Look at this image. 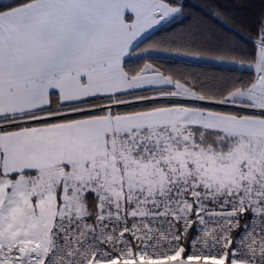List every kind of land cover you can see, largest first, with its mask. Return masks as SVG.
Wrapping results in <instances>:
<instances>
[{"label": "snow or ice", "instance_id": "1", "mask_svg": "<svg viewBox=\"0 0 264 264\" xmlns=\"http://www.w3.org/2000/svg\"><path fill=\"white\" fill-rule=\"evenodd\" d=\"M0 0V264H264V0Z\"/></svg>", "mask_w": 264, "mask_h": 264}, {"label": "trees", "instance_id": "2", "mask_svg": "<svg viewBox=\"0 0 264 264\" xmlns=\"http://www.w3.org/2000/svg\"><path fill=\"white\" fill-rule=\"evenodd\" d=\"M187 2L193 5V10L195 12H200V8L196 7V5L201 4L203 0H187Z\"/></svg>", "mask_w": 264, "mask_h": 264}]
</instances>
